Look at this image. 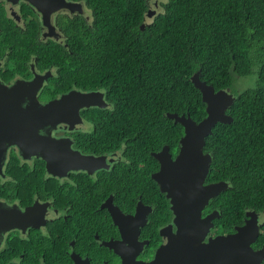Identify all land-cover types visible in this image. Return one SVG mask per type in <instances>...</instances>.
<instances>
[{"label":"trees","instance_id":"obj_1","mask_svg":"<svg viewBox=\"0 0 264 264\" xmlns=\"http://www.w3.org/2000/svg\"><path fill=\"white\" fill-rule=\"evenodd\" d=\"M87 1L92 24L73 30L72 54L57 45L40 57L59 66L52 96L70 88L101 91L111 104L84 112L95 130L80 141L83 151L123 148L128 163L102 171L101 185L88 178L70 199L94 209L117 180L134 183L159 205L152 227L157 234L170 204L150 176L160 167L153 153L169 146L176 155L180 147L184 127L168 113L190 115L197 123L206 118V104L192 80L199 73L216 92L229 91L235 98L227 110L232 121L217 123L206 138L204 153L212 157L206 183L229 187L204 214L219 211L215 229L225 234L236 232L247 213L255 212L262 220L253 245L264 250V0H165L163 12L152 18L147 0ZM241 78L253 81L241 90ZM83 191L95 198L79 201Z\"/></svg>","mask_w":264,"mask_h":264},{"label":"flooded vegetation","instance_id":"obj_2","mask_svg":"<svg viewBox=\"0 0 264 264\" xmlns=\"http://www.w3.org/2000/svg\"><path fill=\"white\" fill-rule=\"evenodd\" d=\"M87 2L0 0V87L7 90L14 89L17 85L26 87L36 79L40 81L43 78L42 85L37 90V99L41 105H47L73 91L103 93L70 88L65 93L52 96L56 90L55 83L60 81L59 66L54 59L40 57L41 53H47L57 45L60 49L64 48L61 51L72 54L70 44L74 40L73 30L86 29L92 24V11ZM149 5L152 10L153 6L151 3ZM38 102L25 104L36 105ZM97 107L111 108V104L103 96V101ZM87 109L89 108L80 111L81 122L78 121L74 129L47 126L40 134L65 142V153L71 150L84 156L108 157V168L90 172L65 164L56 169L51 166L49 170L48 161L42 153L32 151V148L22 153L19 146L7 145L6 159L3 164L0 163V217L3 218L0 225L9 228H0V264H75L74 257H80L89 264H121L122 256L107 247L104 244L107 242L118 243L123 252L129 255L139 252L135 259L149 263L165 243L161 231L173 226L172 232L176 233L171 200L153 179L160 167L150 176L170 206L167 220L160 226L157 234L152 227L155 226L154 216L160 214L159 205H155L154 197L144 195L134 183L117 180L109 188V195L96 202L100 204L94 209H88V205L70 199L74 188H81L88 178L101 185L102 171H112L116 165L128 163L123 148L102 154L83 151L80 141L85 142L84 136L95 130L93 122L84 117ZM179 151L180 147L176 155L171 153L173 158H176ZM17 161L20 162L19 165ZM207 184L212 183L205 182ZM126 185L132 188H126ZM86 193L87 191L81 192L83 195ZM90 195L95 198L92 192L78 200L86 202L91 199ZM63 196H66V201ZM112 212L119 213L118 222L113 219ZM204 212L203 216L210 214ZM257 217L258 226H261L262 218L259 215ZM249 219L245 220L243 226ZM228 234L232 232L218 233L214 224L206 242L209 238ZM252 247L254 251L262 250L254 245Z\"/></svg>","mask_w":264,"mask_h":264},{"label":"water","instance_id":"obj_3","mask_svg":"<svg viewBox=\"0 0 264 264\" xmlns=\"http://www.w3.org/2000/svg\"><path fill=\"white\" fill-rule=\"evenodd\" d=\"M147 1L152 6L158 5L157 0ZM155 14V11L150 10L148 17L152 18ZM42 80L36 79L26 87L17 85L11 90L0 87V163L3 164L6 159L7 145H17L22 153L31 148L32 151L42 153L48 161L49 170L51 166L56 169L57 166L65 164L90 172L108 168V157L84 156L71 150L65 153V142L40 134L47 126L74 129L76 123L81 122L80 111L99 106L104 94L73 91L50 101L47 105H41L37 99V90L41 87ZM192 80L206 104V118L197 123L190 115L168 113V118L184 127L180 151L176 158H173L168 146L158 153H153L160 164V170L153 175V179L171 200V209L175 215L173 225L177 231L172 232L173 226L161 231L165 243L158 249L155 259L149 263L135 259L139 252L129 255L123 252L118 243H104L122 256L121 264H262L264 259V250L258 252L252 247L260 232L255 212L247 213L250 219L244 226L236 227L235 233L209 238L206 242L214 227L213 221L220 217V213L213 211L203 216V212L210 201L227 190L229 185L225 182L205 185L212 157L204 153V147L206 138L212 134L217 123L232 121L227 110L233 105L235 98L229 91L216 92L213 86L199 79V73L195 74ZM26 102L38 103L26 105ZM118 214L112 212L115 222H118ZM2 219L0 217V224ZM3 227L0 225V228ZM8 228L6 226L3 229ZM74 261L75 264H89L80 257H74Z\"/></svg>","mask_w":264,"mask_h":264},{"label":"rangeland","instance_id":"obj_4","mask_svg":"<svg viewBox=\"0 0 264 264\" xmlns=\"http://www.w3.org/2000/svg\"><path fill=\"white\" fill-rule=\"evenodd\" d=\"M157 2H158V5H154L152 8V11H155L157 13L163 12V8L161 7L160 3L166 2V1L157 0ZM238 81H239V88L242 90L244 87H247V85H250L253 80L249 78H241V79H238Z\"/></svg>","mask_w":264,"mask_h":264}]
</instances>
